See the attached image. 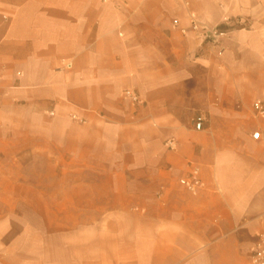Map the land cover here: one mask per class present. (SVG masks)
Listing matches in <instances>:
<instances>
[{
	"label": "crops",
	"instance_id": "1",
	"mask_svg": "<svg viewBox=\"0 0 264 264\" xmlns=\"http://www.w3.org/2000/svg\"><path fill=\"white\" fill-rule=\"evenodd\" d=\"M186 2L0 0V264H252L264 0Z\"/></svg>",
	"mask_w": 264,
	"mask_h": 264
},
{
	"label": "built area",
	"instance_id": "2",
	"mask_svg": "<svg viewBox=\"0 0 264 264\" xmlns=\"http://www.w3.org/2000/svg\"><path fill=\"white\" fill-rule=\"evenodd\" d=\"M186 4L188 3L186 2ZM240 23L241 22H237V23L227 22L226 25L223 27L210 28L206 25L193 22L191 29L195 33L199 32L204 37L206 42L218 44L220 40H222L228 35V33L235 25ZM126 96L135 103L140 104L139 97L136 96L135 94H132L131 92H127ZM254 109L256 111L257 116L264 117V99L258 100L254 104ZM204 122L205 120L202 119L196 123V129L198 131L203 130ZM253 138L255 140H261V132L260 131L254 132ZM167 145L169 146L170 149H174L175 147V143L173 141L168 142ZM181 184L191 192H195L198 189H200L202 187V181L200 180L199 177V171L195 169L188 178H184L181 180ZM252 264H264V234H261L259 236L258 243L252 254Z\"/></svg>",
	"mask_w": 264,
	"mask_h": 264
},
{
	"label": "rangeland",
	"instance_id": "3",
	"mask_svg": "<svg viewBox=\"0 0 264 264\" xmlns=\"http://www.w3.org/2000/svg\"><path fill=\"white\" fill-rule=\"evenodd\" d=\"M234 23L241 22L240 24L235 25L231 30H250V27L248 25V22H242L241 19L239 20H233ZM62 210L63 211H68L69 210V204L68 203H63L62 204ZM63 224H67L69 219H62Z\"/></svg>",
	"mask_w": 264,
	"mask_h": 264
}]
</instances>
